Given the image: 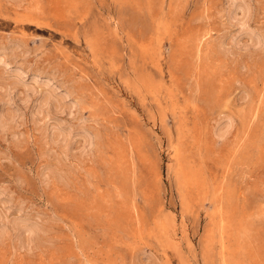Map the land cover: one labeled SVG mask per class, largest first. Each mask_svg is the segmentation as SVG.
Here are the masks:
<instances>
[{"label":"rangeland","instance_id":"374dc122","mask_svg":"<svg viewBox=\"0 0 264 264\" xmlns=\"http://www.w3.org/2000/svg\"><path fill=\"white\" fill-rule=\"evenodd\" d=\"M21 1L0 0V211L43 232L0 264H264V0ZM51 93L61 115L33 116Z\"/></svg>","mask_w":264,"mask_h":264},{"label":"bare ground","instance_id":"6f19581e","mask_svg":"<svg viewBox=\"0 0 264 264\" xmlns=\"http://www.w3.org/2000/svg\"><path fill=\"white\" fill-rule=\"evenodd\" d=\"M15 1H18V0H15ZM246 0H229V2L231 3L230 4V12H231V15L233 16L235 13H236V9L237 10H239V9H244L245 11L247 10L248 11V3L247 2H245ZM20 2H22L21 0H20ZM247 3V4H246ZM243 10V11H244ZM229 12V11H228ZM229 12V13H230ZM241 12H242V10H241ZM240 12V13H241ZM245 14H244V18H247L246 17V14H247V16H248V12H244ZM243 14V13H242ZM230 15V14H229ZM228 15V16H229ZM241 15V14H240ZM234 16H236V14L234 15ZM233 16V18H231V19H234L235 20V17ZM240 17V16H239ZM239 17H237V19L239 18ZM243 18V20L240 18V20H238L239 22H241V20L243 21V22H241V26H242V28H241V30L243 29V28H245L246 27V25H245V20L246 19H244ZM237 19H236V21H237ZM233 22V21H232ZM238 22V23H239ZM240 25H238V26H240ZM240 26V27H241ZM239 27V28H240ZM247 30H248V28H246ZM245 29V30H246ZM239 31V30H238ZM240 32V31H239ZM245 32V31H244ZM250 33H251V31H249ZM242 33H243V31H242ZM246 33H248V32H246ZM251 36V38H252V35H250ZM255 36H257V34L255 35ZM259 37V36H258ZM257 37V38H258ZM232 38H234V37H232ZM259 38H261V37H259ZM262 39V38H261ZM254 40H256L255 38H254ZM253 40V41H254ZM232 41H233V39H232ZM252 41V42H253ZM234 42V41H233ZM255 42V41H254ZM262 42V41H261ZM256 43V45H258V43H260L258 40L255 42ZM255 43H253V44H255ZM0 57H2V56H0ZM2 60H1V58H0V63H2L1 62ZM5 63V62H4ZM15 70V69H14ZM17 71V70H16ZM19 72V71H18ZM16 74H19V73H17V72H15ZM22 73V72H21ZM19 75H22V74H19ZM16 76V75H15ZM18 76V75H17ZM16 76V77H17ZM20 77H22V76H20ZM15 78V77H14ZM16 79V78H15ZM22 79V78H21ZM17 82H19V81H17ZM10 90H11V88H10ZM22 92V91H21ZM25 93V92H24ZM48 94H49V92H47ZM54 93V92H53ZM46 94V93H45ZM47 94V95H48ZM65 95V96H64ZM8 96H9V94H8ZM46 96V95H45ZM59 96V95H58ZM63 96L64 97H66V94H63ZM19 98V97H18ZM24 98H25V96H24ZM41 98V97H40ZM63 98V97H62ZM62 98H59V97H57V96H55V95H53L52 93H51V95H48V96H46V97H44L43 99H41L40 101H38L37 103H35V112H34V115L33 116H37V115H45L46 117H52V118H54L55 120L58 118V116H60L59 115V113H61L60 112V110H64L65 108V105H64V103L65 102H63L62 101ZM65 99V98H64ZM8 100H10V99H7V100H5V97L4 96H0V103H4L5 101H8ZM27 100V99H26ZM66 100V99H65ZM24 101V100H23ZM67 102V101H66ZM22 103H24V102H22ZM74 105V104H73ZM72 106V105H71ZM73 107V106H72ZM72 107L70 108V107H68L69 109H72ZM67 109V108H66ZM32 110H34V109H32ZM69 111V110H68ZM14 112V111H13ZM70 113V112H69ZM13 115L14 114H12V112L10 113V112H1V114H0V127L2 128V130H9L11 127H12V117H13ZM16 118V117H15ZM228 120V119H227ZM59 121V120H58ZM61 121V120H60ZM230 121V120H229ZM229 121L223 126V127H220V125H218V127L215 129L216 130V134L218 135V137L219 136H224L226 133H227V131H228V129H229V127H230V123H229ZM226 122V121H225ZM58 123V122H57ZM223 123V122H222ZM222 125V124H221ZM54 126V125H53ZM53 129H55V131H54V133L52 132V134H53V136H52V138L54 139V141H56V142H58V141H62V143H65V148H66V150H68L69 148H70V146H71V144L70 143H68V138H70L71 136H72V134L73 133H75V132H73L72 131V128L68 125H65L64 123H61V122H59L57 125H55L54 127H52ZM51 133V132H50ZM76 134H78V131H76V133H75V135ZM83 134V133H82ZM86 136V135H85ZM89 136V135H88ZM216 136V135H215ZM76 137H77V135H76ZM87 137V136H86ZM51 139V138H50ZM88 140H90V138H88ZM87 140V141H88ZM53 141V140H52ZM86 141V140H85ZM85 141H84V144H85ZM55 143V142H54ZM87 144H89V142H87ZM90 145V144H89ZM86 146H88V145H86ZM84 147V146H83ZM89 148V147H88ZM84 150V149H83ZM86 150V149H85ZM66 153H67V151H66ZM65 157V156H64ZM61 175V174H60ZM61 177V176H60ZM7 212V211H6ZM41 232H43V229L39 226V225H37L36 223H34V222H30L27 218H16V219H8L7 218V216L6 215H4L3 213H1V211H0V239H3L4 237H9V236H12V237H14V238H16V239H18L19 240V242H20V244L22 245V246H25V244L26 243H24V241L22 240V236H23V234L24 233H28L30 236H31V240L33 241V242H37V240L39 239V237H40V235H41ZM27 242V241H26ZM17 243V242H16ZM24 244V245H23ZM28 244H29V240H28ZM26 248V247H25ZM27 248H28V245H27ZM178 248V247H177ZM178 250V249H177ZM179 251V250H178ZM178 256V255H177Z\"/></svg>","mask_w":264,"mask_h":264}]
</instances>
